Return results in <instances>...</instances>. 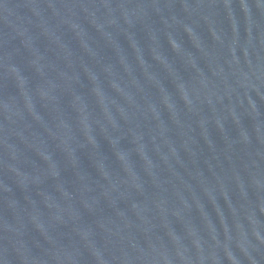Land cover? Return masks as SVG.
<instances>
[{
  "label": "water",
  "instance_id": "obj_1",
  "mask_svg": "<svg viewBox=\"0 0 264 264\" xmlns=\"http://www.w3.org/2000/svg\"><path fill=\"white\" fill-rule=\"evenodd\" d=\"M0 264H264V0H0Z\"/></svg>",
  "mask_w": 264,
  "mask_h": 264
}]
</instances>
